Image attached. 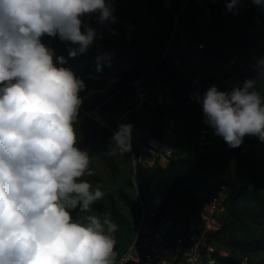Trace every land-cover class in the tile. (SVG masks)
Here are the masks:
<instances>
[{
  "label": "rangeland",
  "instance_id": "1",
  "mask_svg": "<svg viewBox=\"0 0 264 264\" xmlns=\"http://www.w3.org/2000/svg\"><path fill=\"white\" fill-rule=\"evenodd\" d=\"M230 2L112 0L115 23L101 25L98 14L81 18L99 38L76 57L69 56L75 46L58 36L41 38L53 50L54 62L65 58L58 67L78 79L109 82L81 97L74 126L77 146L89 153L94 173L82 179L101 185L105 197L91 212H71L79 220L110 213L119 226L113 235L120 250L131 241L141 206H157L165 208L170 221L169 241L186 237L199 244L204 258L211 248L220 264H264V142L244 138L231 148L210 130L200 111L199 100L212 82H220L225 92L242 87L257 75L254 65L264 57V8L241 0L229 11ZM200 44L204 49L196 47ZM101 52L107 58L98 70ZM177 60L196 65V84H179L190 73H181ZM137 65L144 66L146 75L133 84L114 76ZM195 86L199 93L193 96ZM256 89L264 95V79ZM128 124L129 150L109 155L113 133ZM153 137L172 138L176 156L163 165L141 164L139 149ZM204 216L216 220L218 229H207Z\"/></svg>",
  "mask_w": 264,
  "mask_h": 264
},
{
  "label": "clouds",
  "instance_id": "2",
  "mask_svg": "<svg viewBox=\"0 0 264 264\" xmlns=\"http://www.w3.org/2000/svg\"><path fill=\"white\" fill-rule=\"evenodd\" d=\"M252 2L264 8V0ZM114 11L112 0H0V264H115L119 226L111 214L79 220L71 212H91L105 197L101 185L82 179L94 174L74 127L84 85L41 40L58 36L75 46L70 57L84 54L99 34L81 18L98 14L107 25ZM106 58L98 53V70ZM254 67L256 79L227 92L211 86L199 100L204 122L231 148L245 136L264 142V95L256 89L264 57ZM131 131L120 125L109 155L129 150Z\"/></svg>",
  "mask_w": 264,
  "mask_h": 264
},
{
  "label": "built area",
  "instance_id": "3",
  "mask_svg": "<svg viewBox=\"0 0 264 264\" xmlns=\"http://www.w3.org/2000/svg\"><path fill=\"white\" fill-rule=\"evenodd\" d=\"M204 49V44L196 46ZM211 86H216L218 90L225 91L220 82H212ZM203 118L204 114L201 109ZM212 130V129H210ZM211 131H204L208 133ZM171 136L174 134L169 131ZM205 138V136L203 137ZM251 141L257 140L255 136H245ZM177 148L172 138H149L139 149V162L149 165H163L176 156ZM142 156L146 159H142ZM211 216H204L207 229H218L216 220ZM170 221L163 215L159 216L157 206H141L138 217V224L131 238L130 243L120 250L114 243L113 252L115 253V264H220L213 256L211 248L204 258L198 243L192 244L184 237L178 241L171 242L169 238ZM241 264H248L244 260Z\"/></svg>",
  "mask_w": 264,
  "mask_h": 264
},
{
  "label": "trees",
  "instance_id": "4",
  "mask_svg": "<svg viewBox=\"0 0 264 264\" xmlns=\"http://www.w3.org/2000/svg\"><path fill=\"white\" fill-rule=\"evenodd\" d=\"M143 75H146V70L144 66L137 65V66L126 67L124 70L115 74L114 76L121 77L122 78L121 82L127 81L128 83L133 84L137 79H139ZM256 78H257V75L253 77L252 79H256ZM260 79L262 78H258L256 82H258ZM164 211H165V208H162L159 210L160 217L164 215Z\"/></svg>",
  "mask_w": 264,
  "mask_h": 264
},
{
  "label": "crops",
  "instance_id": "5",
  "mask_svg": "<svg viewBox=\"0 0 264 264\" xmlns=\"http://www.w3.org/2000/svg\"><path fill=\"white\" fill-rule=\"evenodd\" d=\"M176 66H177L178 69H182L181 73L183 71H188L190 73V76L184 77L183 81L181 80V83L179 82L180 85H183V86L187 87L189 84L190 85H192V84L194 85V83L196 84V81H197L196 73H194V72H196L194 70V66H196V65L190 66L186 61H182V63L180 64V61L177 60ZM203 73H204V75H207V72H203ZM263 79L264 78L260 79L258 82L262 81ZM258 82H256V83H258ZM190 85H189V87H191ZM166 89H167L166 91H169L170 88H166ZM197 93H199V89H198V87L195 86L194 89H193L192 95L193 96L197 95ZM167 94H168L167 92H164L165 96Z\"/></svg>",
  "mask_w": 264,
  "mask_h": 264
},
{
  "label": "water",
  "instance_id": "6",
  "mask_svg": "<svg viewBox=\"0 0 264 264\" xmlns=\"http://www.w3.org/2000/svg\"><path fill=\"white\" fill-rule=\"evenodd\" d=\"M83 82L84 87L79 92L80 98L83 94L89 90H102L106 87L107 82L105 80H99L91 77H84L80 79Z\"/></svg>",
  "mask_w": 264,
  "mask_h": 264
},
{
  "label": "bare ground",
  "instance_id": "7",
  "mask_svg": "<svg viewBox=\"0 0 264 264\" xmlns=\"http://www.w3.org/2000/svg\"><path fill=\"white\" fill-rule=\"evenodd\" d=\"M91 78H94L93 76H91ZM108 83L109 82H107V85H108ZM91 92V90H89V91H87V92H85L84 94H83V96L82 97H86L89 93Z\"/></svg>",
  "mask_w": 264,
  "mask_h": 264
}]
</instances>
